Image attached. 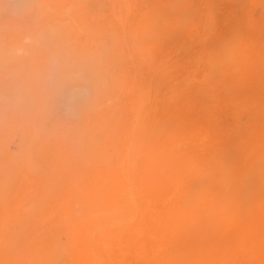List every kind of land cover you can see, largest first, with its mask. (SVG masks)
<instances>
[{"label": "bare ground", "instance_id": "bare-ground-1", "mask_svg": "<svg viewBox=\"0 0 264 264\" xmlns=\"http://www.w3.org/2000/svg\"><path fill=\"white\" fill-rule=\"evenodd\" d=\"M109 2L105 87L65 131L0 35V264H264V0Z\"/></svg>", "mask_w": 264, "mask_h": 264}, {"label": "rangeland", "instance_id": "rangeland-1", "mask_svg": "<svg viewBox=\"0 0 264 264\" xmlns=\"http://www.w3.org/2000/svg\"><path fill=\"white\" fill-rule=\"evenodd\" d=\"M69 2L70 0H0V35H3V76H6L9 70V72L15 73L21 59L23 67H28L29 71L43 76L45 81L49 82L51 87L45 97L46 101L42 111L44 118L42 121L46 129H54V131L58 129L65 131L71 127L73 128L89 114L88 111L94 103V99H96V90L93 87L100 83H102L99 85L101 89L103 86L105 87L104 78L97 76V72H94L93 68L100 69L102 65L103 67L107 65L108 57L114 50L115 43L109 27V0H72L70 4ZM20 8L23 12L20 11ZM58 9L65 12L64 20L58 19L61 16L52 12H57ZM20 12L21 14H19ZM71 13H77L78 16L72 17ZM70 15L72 18H70ZM93 19L94 22H92ZM74 21L79 26L75 25ZM78 27L82 28L84 32ZM91 35L94 37H91ZM37 39L44 42H39V44ZM21 45L22 50H19L18 47H21ZM26 49H29V51L27 52ZM41 49L42 52L39 51ZM25 54L26 56H24ZM48 57L55 59V63H60L61 70L59 73L49 72ZM90 71L93 73H90ZM73 94L74 96L83 94L85 100L90 97L93 99L90 98L89 102L83 99L74 100ZM83 103L85 104L83 105ZM74 105L76 108L72 107ZM108 152L104 156V161L113 165L115 154L111 150ZM26 154L27 161L31 162L35 156V151ZM56 263L64 264L61 259Z\"/></svg>", "mask_w": 264, "mask_h": 264}]
</instances>
